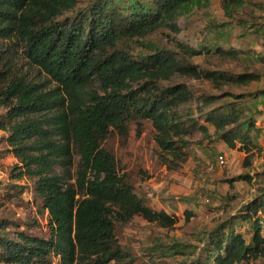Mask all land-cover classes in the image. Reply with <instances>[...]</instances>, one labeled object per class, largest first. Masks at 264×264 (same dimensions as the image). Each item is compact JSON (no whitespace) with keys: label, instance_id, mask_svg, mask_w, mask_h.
<instances>
[{"label":"trees","instance_id":"trees-1","mask_svg":"<svg viewBox=\"0 0 264 264\" xmlns=\"http://www.w3.org/2000/svg\"><path fill=\"white\" fill-rule=\"evenodd\" d=\"M219 1L228 22L250 23L264 38L257 22L264 0ZM79 2L0 0V160L16 159L0 186L13 200L28 186L22 180L31 182L49 228L43 235L35 220L23 228L1 217L0 264H138L117 228L138 216L167 229L178 223L119 168L115 141L133 125L152 124L170 168L205 141L245 152L247 168L264 154L257 135L264 102L251 103L264 96V87L253 88L264 80V54L180 37L188 15L212 0ZM157 33L165 43L151 41ZM237 179L254 194L239 207L228 193L196 264H264V169ZM185 214L187 222L194 216ZM243 221L254 224L249 240Z\"/></svg>","mask_w":264,"mask_h":264},{"label":"rangeland","instance_id":"rangeland-1","mask_svg":"<svg viewBox=\"0 0 264 264\" xmlns=\"http://www.w3.org/2000/svg\"><path fill=\"white\" fill-rule=\"evenodd\" d=\"M79 1V5L84 6L89 0ZM263 13L257 12L260 17L257 19L258 23H264ZM185 23V35L181 34L180 37H191L195 45L239 47L248 50L244 55H254L255 59L257 55L264 54V38L255 32L256 27L250 23L240 25L228 22L219 0H212V5L207 10H196L189 14ZM262 27L264 29V25ZM151 41L156 44L165 43L161 33L155 34ZM202 59L201 56L195 60ZM257 66H261L260 61ZM257 86L264 87V80L259 84L255 83L253 88ZM263 102L264 96H261L251 103L262 106ZM259 124L258 142L264 147V114L259 118ZM2 133L0 131V135ZM154 136L152 124L146 121L139 129L133 125L126 139L118 137L115 147L119 168L130 176L139 196L145 197L152 207L177 215L178 223L172 229H167L138 216L126 226L117 228L118 237L124 248L137 259L138 264H196L201 257L208 231L214 227L221 215V205L228 193L236 195V205L239 207L252 198L254 191L250 183L247 180L234 179L245 173L262 171L264 154L260 153L253 165L247 168L244 163L245 152L228 147L223 141H214L211 144L205 141L201 145L192 146L190 157L177 168H170L158 156ZM219 155H224L226 162L216 165L210 171L209 164L216 161ZM15 162L16 159L11 155L0 160L1 181L9 180V172ZM72 173L76 175V165ZM211 178H214L212 183ZM227 178L232 181L226 180ZM22 184L28 186L13 200L7 199L4 186H0V218L7 216L16 219L23 224V228L35 220L39 227L33 226L34 230L45 235L49 231L47 213L41 214L36 209V203L33 204V192L29 186L31 182L24 179ZM187 210L194 213L189 222L186 221ZM260 224L264 227V218ZM253 229V221L239 224V231L248 240ZM176 248L180 252H176ZM149 253L157 254L159 258L156 256L153 260ZM251 264H262V260Z\"/></svg>","mask_w":264,"mask_h":264},{"label":"built area","instance_id":"built-area-1","mask_svg":"<svg viewBox=\"0 0 264 264\" xmlns=\"http://www.w3.org/2000/svg\"><path fill=\"white\" fill-rule=\"evenodd\" d=\"M225 162H226V158H225V156H224V155H219V156L217 157L216 161H213V162H211V163L209 164L208 169H209L210 171H212V170L215 168L216 165H222V164H224ZM210 182H211V183L214 182V178H211V179H210ZM261 221H262V220H261Z\"/></svg>","mask_w":264,"mask_h":264}]
</instances>
